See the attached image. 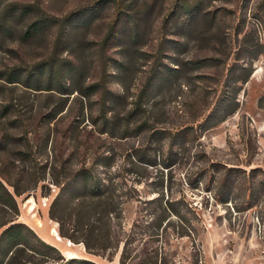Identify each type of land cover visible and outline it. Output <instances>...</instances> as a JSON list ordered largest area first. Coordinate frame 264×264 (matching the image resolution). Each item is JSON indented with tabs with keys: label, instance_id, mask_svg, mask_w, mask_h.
Here are the masks:
<instances>
[{
	"label": "rangeland",
	"instance_id": "374dc122",
	"mask_svg": "<svg viewBox=\"0 0 264 264\" xmlns=\"http://www.w3.org/2000/svg\"><path fill=\"white\" fill-rule=\"evenodd\" d=\"M261 1L0 0V181L17 222L66 260L120 264L135 228L127 264H264Z\"/></svg>",
	"mask_w": 264,
	"mask_h": 264
},
{
	"label": "trees",
	"instance_id": "16d2710c",
	"mask_svg": "<svg viewBox=\"0 0 264 264\" xmlns=\"http://www.w3.org/2000/svg\"><path fill=\"white\" fill-rule=\"evenodd\" d=\"M259 8L264 9V0L259 3ZM38 26L39 22L33 24L34 28H37ZM237 64L238 63L236 62L231 66V74H235L241 68L245 70L244 67L239 68ZM236 82H240V79H237ZM91 88L95 89V86ZM190 134L188 130L183 129L172 134L170 139L175 144L178 140L186 141L191 136ZM78 177L83 179L85 190H87L92 197H102L101 185L97 177L93 176L91 171L88 170L85 171V173L80 172ZM227 181L228 180H226L225 183H227ZM75 182H77V180ZM0 204L5 207L7 213V218L0 225V228H3V231L0 234V264H97L87 259L73 258L66 260L56 247L40 239L36 233L25 224L17 222V217L19 216L18 205L13 195L9 193L1 181ZM102 204V202L97 203L98 206H101ZM158 224L159 223H157V219L155 218L151 223L147 224L145 228H150L154 225L158 227ZM137 234L138 232L134 228L126 239L121 254L120 264H127L131 253L130 246L137 240ZM60 235L73 242H79L76 235L66 233L63 226L60 227ZM84 242L86 243V248L90 250L91 246L86 241Z\"/></svg>",
	"mask_w": 264,
	"mask_h": 264
},
{
	"label": "crops",
	"instance_id": "0c3cea01",
	"mask_svg": "<svg viewBox=\"0 0 264 264\" xmlns=\"http://www.w3.org/2000/svg\"><path fill=\"white\" fill-rule=\"evenodd\" d=\"M59 239H62V238H60V236H59ZM67 245H68V246H71L69 243H68ZM66 253H71V252H70V251H66ZM68 257H70V258H74L75 256H74L73 253H71V255L68 256Z\"/></svg>",
	"mask_w": 264,
	"mask_h": 264
},
{
	"label": "bare ground",
	"instance_id": "6f19581e",
	"mask_svg": "<svg viewBox=\"0 0 264 264\" xmlns=\"http://www.w3.org/2000/svg\"><path fill=\"white\" fill-rule=\"evenodd\" d=\"M40 228H43V225H40ZM51 234L54 235V236H57V232H56V230H53V231L51 232Z\"/></svg>",
	"mask_w": 264,
	"mask_h": 264
}]
</instances>
